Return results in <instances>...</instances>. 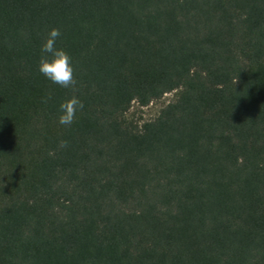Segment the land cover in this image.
Listing matches in <instances>:
<instances>
[{
  "label": "trees",
  "instance_id": "obj_1",
  "mask_svg": "<svg viewBox=\"0 0 264 264\" xmlns=\"http://www.w3.org/2000/svg\"><path fill=\"white\" fill-rule=\"evenodd\" d=\"M0 264H264V0H0Z\"/></svg>",
  "mask_w": 264,
  "mask_h": 264
},
{
  "label": "clouds",
  "instance_id": "obj_2",
  "mask_svg": "<svg viewBox=\"0 0 264 264\" xmlns=\"http://www.w3.org/2000/svg\"><path fill=\"white\" fill-rule=\"evenodd\" d=\"M60 36L59 28H52L48 31L41 44L38 70L51 83L61 88L72 89L76 83L75 68L67 50L57 47V40ZM82 108L83 103L78 96L73 95L62 101L59 106V124L71 125Z\"/></svg>",
  "mask_w": 264,
  "mask_h": 264
},
{
  "label": "rangeland",
  "instance_id": "obj_3",
  "mask_svg": "<svg viewBox=\"0 0 264 264\" xmlns=\"http://www.w3.org/2000/svg\"><path fill=\"white\" fill-rule=\"evenodd\" d=\"M179 94L180 89L173 90L166 93L163 97L152 101L147 106H141L137 102H134L127 114V118L137 121L140 125L145 121L152 120L160 114L162 108L169 104V102L175 101Z\"/></svg>",
  "mask_w": 264,
  "mask_h": 264
}]
</instances>
